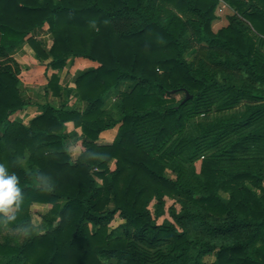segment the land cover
<instances>
[{
  "label": "trees",
  "instance_id": "1",
  "mask_svg": "<svg viewBox=\"0 0 264 264\" xmlns=\"http://www.w3.org/2000/svg\"><path fill=\"white\" fill-rule=\"evenodd\" d=\"M219 1L0 0V56L48 24L51 48L32 44L55 71L36 104L0 68V164L23 197L0 213V264H264V0H223L259 44L235 17L212 30ZM76 59L91 64L62 85ZM29 105L28 126L9 120ZM166 197L179 227L148 208ZM35 203L52 206L39 226Z\"/></svg>",
  "mask_w": 264,
  "mask_h": 264
},
{
  "label": "crops",
  "instance_id": "2",
  "mask_svg": "<svg viewBox=\"0 0 264 264\" xmlns=\"http://www.w3.org/2000/svg\"><path fill=\"white\" fill-rule=\"evenodd\" d=\"M32 41H37V42L42 41L44 44H46L47 48H51V46L53 45V39H52L51 31L49 30V25L45 24L41 29H37L36 31H33V33H30L27 36L26 41L19 48L12 51L7 56H0V68L4 66H9L12 68L13 72L16 74V76L21 80V82L24 85L25 95L28 98H30L34 103L42 104L45 102H51V103L55 102V98L52 95H46L44 90L45 86L48 83V78L55 72L52 69H48V71H46V65L51 60L49 59L44 61L43 63H40L35 57V50L33 48ZM90 64L91 62L89 60L76 59L71 68H65L61 72L60 74L61 84L62 85L69 84V87H74L72 80L75 74L77 73V71L87 68L88 66H90ZM74 99L75 98H71L70 102L72 104ZM76 103L77 102L75 99L74 104ZM40 114L41 112L37 105H29L17 111L16 113L12 114L9 117V120L11 122L16 120H21L26 126H28L29 123ZM67 128L69 132L75 130V126L72 122L67 123ZM1 135H2V131L0 130V136ZM102 139H105V142H109V143H111L110 140L113 141L112 135L111 136H108L106 134L101 135L99 140L102 141ZM78 148L80 150L78 153L79 155L81 152V147L79 146V143L78 144L74 143L69 148L72 156L76 154ZM72 151L74 153H72ZM51 207L52 206L49 204H38V203L33 204L31 207V211L33 210L37 211L38 220H36V222L32 221V223L35 226H39L42 223V216L47 211H49ZM8 212L9 213H7V215L10 216L15 212V208H11ZM32 220H34L33 217ZM10 232L15 234L18 231L17 232L10 231ZM12 241L11 244H13ZM211 258L212 259L210 261L213 260V257Z\"/></svg>",
  "mask_w": 264,
  "mask_h": 264
},
{
  "label": "rangeland",
  "instance_id": "3",
  "mask_svg": "<svg viewBox=\"0 0 264 264\" xmlns=\"http://www.w3.org/2000/svg\"><path fill=\"white\" fill-rule=\"evenodd\" d=\"M215 16H216V18L211 23L212 30L215 33L218 32L220 29L227 27L229 25V18L230 17H235V19L240 23V25L244 28V30L254 40H256L257 43L259 44V38L257 37V34L254 31H252L249 24L246 21H244L243 19H241L238 15H236L234 10L229 8L223 0L219 1L218 5L216 7V10H215ZM262 49L264 50V44L262 46ZM210 57H212V55H210ZM184 96H185L184 93H179V94L175 95V99H176V101H180L184 98ZM74 101H75V99L73 100V104H74ZM110 142L112 143L113 141L110 140ZM111 143L105 142V139H102V141L98 140V142H97L98 145H108ZM79 151L80 150L78 148V150L76 151V154L73 155L75 159L79 156L78 155ZM72 153H74V152L72 151ZM196 166H197L198 171H200V162L196 163ZM157 204H158V201L156 199H154L149 203V206H148V208L151 211L152 216L155 220V223L161 225L166 221H170V222L174 223L177 227H179L175 221V218L173 217V214L180 213L182 211L183 206H182L181 202L177 201L175 199H171L169 197L164 198V206L162 208V214H159V210L157 211ZM31 214H32V217L34 218V220H32V221L36 222V220H38L37 211L33 210V211H31ZM123 223H124V220L122 219V217L118 213L109 222V224H108L109 230L113 231V230L117 229L120 225H122ZM194 233H195V231H194ZM198 233L201 234L200 232H198ZM194 235H196V234H194ZM24 238H25L24 234H20V236L17 239L12 241V243L16 246H21L24 243V240H25ZM207 238H208V236H207ZM212 240L217 241L218 239H212ZM163 249H166V248H163ZM168 249L169 248L167 246V250ZM211 259L212 258L210 256H207V257H205L204 260L206 263H210Z\"/></svg>",
  "mask_w": 264,
  "mask_h": 264
},
{
  "label": "clouds",
  "instance_id": "4",
  "mask_svg": "<svg viewBox=\"0 0 264 264\" xmlns=\"http://www.w3.org/2000/svg\"><path fill=\"white\" fill-rule=\"evenodd\" d=\"M22 199L17 175L10 173L4 164H0V213L7 214L14 205L19 208ZM7 219L12 220L14 217L8 216Z\"/></svg>",
  "mask_w": 264,
  "mask_h": 264
},
{
  "label": "water",
  "instance_id": "5",
  "mask_svg": "<svg viewBox=\"0 0 264 264\" xmlns=\"http://www.w3.org/2000/svg\"><path fill=\"white\" fill-rule=\"evenodd\" d=\"M190 98H191V96L189 94H187V97H186V99L184 101H187Z\"/></svg>",
  "mask_w": 264,
  "mask_h": 264
}]
</instances>
